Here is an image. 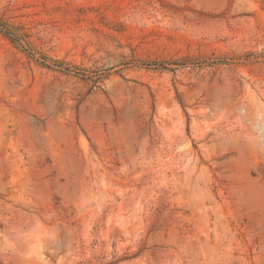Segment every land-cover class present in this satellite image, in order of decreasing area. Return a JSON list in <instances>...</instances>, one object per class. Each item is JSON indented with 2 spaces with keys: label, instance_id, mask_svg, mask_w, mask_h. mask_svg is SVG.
<instances>
[{
  "label": "rangeland",
  "instance_id": "rangeland-1",
  "mask_svg": "<svg viewBox=\"0 0 264 264\" xmlns=\"http://www.w3.org/2000/svg\"><path fill=\"white\" fill-rule=\"evenodd\" d=\"M1 24L0 264H264V0Z\"/></svg>",
  "mask_w": 264,
  "mask_h": 264
},
{
  "label": "trees",
  "instance_id": "trees-1",
  "mask_svg": "<svg viewBox=\"0 0 264 264\" xmlns=\"http://www.w3.org/2000/svg\"><path fill=\"white\" fill-rule=\"evenodd\" d=\"M0 32H3L8 38H11V40H13L15 42L18 39L13 33H11V31L8 29V27L6 25H4V24L0 25ZM45 63H46V59L43 58V63H41V64L43 66H46Z\"/></svg>",
  "mask_w": 264,
  "mask_h": 264
}]
</instances>
